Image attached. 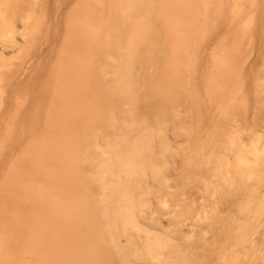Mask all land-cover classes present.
<instances>
[{"label": "rangeland", "instance_id": "obj_1", "mask_svg": "<svg viewBox=\"0 0 264 264\" xmlns=\"http://www.w3.org/2000/svg\"><path fill=\"white\" fill-rule=\"evenodd\" d=\"M74 2L0 0V264H264V0Z\"/></svg>", "mask_w": 264, "mask_h": 264}, {"label": "bare ground", "instance_id": "obj_2", "mask_svg": "<svg viewBox=\"0 0 264 264\" xmlns=\"http://www.w3.org/2000/svg\"><path fill=\"white\" fill-rule=\"evenodd\" d=\"M78 1V4L76 3ZM83 0H76V2H74V3H72V5H71V8H68V9H66V11L64 12V14H65V20H66V22H69L70 24L69 25H67V29H68V26H70V28H69V30L68 31H70V35H72V36H83L84 38H85V40H86V43H85V46H87L86 48L88 49V51H89V49L91 48H89L88 46H92V45H94V43H96V40H98V38H97V33L98 32H92L90 29H89V26L87 25L88 23L86 22V21H84V20H77V19H75L74 18V12H75V9H77L78 8V6L80 5L79 3L80 2H82ZM73 2V1H72ZM183 2H185V1H183ZM70 3V2H69ZM45 7V6H44ZM67 7H69V6H67ZM236 13V12H235ZM70 15V18H68V16ZM61 16H63V15H61ZM250 16V15H249ZM68 18V20H67V18ZM62 18V17H61ZM247 19H249L248 18V16H247ZM242 20H243V17H242ZM242 20H241V22H242ZM65 22V23H66ZM240 22V23H241ZM245 22V21H244ZM243 23V22H242ZM63 24V23H62ZM245 24H247V23H245ZM242 26V25H241ZM246 26V25H245ZM253 26V25H252ZM251 26V27H252ZM63 27V26H62ZM247 27V26H246ZM244 27H242V29H243ZM249 30H251L250 28H249ZM248 30V31H249ZM253 30V29H252ZM233 31V30H232ZM235 31H236V29H235ZM235 31H233V33H235ZM240 30H237V32H239ZM245 30L243 29V31L241 30V32L243 33ZM231 32V31H230ZM246 32V31H245ZM63 33V32H62ZM242 33H240V34H242ZM231 34H232V32H231ZM236 34V33H235ZM245 34V33H244ZM243 34V35H244ZM100 35V33L98 34V36ZM223 35V34H222ZM222 35H220V36H222ZM225 36V35H224ZM224 36H222V37H224ZM61 37H62V35H61ZM232 37V36H231ZM230 37V38H231ZM251 37V36H250ZM1 38H2V36H1ZM99 38H101L100 36H99ZM221 38V37H220ZM229 38V37H228ZM233 38V37H232ZM236 38V37H235ZM238 38H239V36H238ZM243 38V37H242ZM60 39V38H59ZM58 39V40H59ZM225 39V38H224ZM224 39H221V40H224ZM240 39H241V37H240ZM248 39V38H247ZM220 40V41H221ZM233 40V39H232ZM232 40H230L231 42H232ZM249 40V39H248ZM216 41V40H215ZM233 43V42H232ZM237 43V42H236ZM247 43V42H246ZM216 44V43H215ZM218 44H220V42L218 43ZM73 45V44H72ZM71 45V46H72ZM224 45V44H223ZM231 45V44H230ZM5 46V45H4ZM3 46V44H2V47H4ZM98 46V45H97ZM219 46V45H218ZM234 46V45H233ZM224 47V46H223ZM219 48V47H218ZM54 49H55V47H54ZM87 49H86V51H87ZM92 49V48H91ZM220 49V48H219ZM219 49H216V50H219ZM212 50V49H211ZM225 50V49H224ZM90 52H91V50H90ZM220 54H221V51H218ZM222 52H223V50H222ZM226 52V51H225ZM228 52V51H227ZM234 52V51H233ZM59 54V53H58ZM208 54V53H207ZM220 54H217V57H218V55H219V57H221V58H223V55L221 56ZM230 54H231V51H230ZM209 55V57H210V54H208ZM214 55V54H213ZM225 55H228V54H225ZM212 57V56H211ZM218 57V58H219ZM214 57H212V59H213ZM50 59H52V58H50ZM214 59H216V56H215V58ZM56 60V59H55ZM73 60V59H72ZM223 59H221V61H222ZM235 60V59H234ZM210 61H212L211 59H210ZM216 61V60H215ZM220 61V62H221ZM58 62H60V61H58ZM58 62H56V67L55 68H53V71H55V72H58V74L56 75H53L52 76V80H53V83H52V85H53V87H54V91H55V95H56V100H55V102H54V110H55V113H57L58 115H59V117L57 118V114H56V119H57V125L56 126H58V127H56L58 130H61V129H67L68 131H69V133L71 134V132L70 131H72L75 127V125L74 126H72L73 124H72V120H74L73 119V117H71V115H70V113L72 112V110H71V108H70V110H71V112L69 113V108H68V106L70 105V107L73 105H75L74 103H72V102H70V103H68L69 102V99L68 98H70L69 96V94H71L70 92H72V94H74L73 93V90H77V88L79 87H76V89H75V87H74V85H73V82H75V81H73L74 80V78H75V73L74 74H72V75H74V78H73V80H72V76H70V74H69V84H67L66 86H69V88L67 87V90L62 94V92L63 91H60L61 90V88L63 87V85H62V83L60 82L61 81V78H59V74H60V71H61V66L58 64ZM212 62H214V60L212 61ZM216 63V62H215ZM219 63V61L217 62V65H219L218 64ZM222 63V62H221ZM229 63V62H228ZM73 64V63H72ZM72 64H71V66H72ZM208 64V63H207ZM213 64V63H212ZM226 64V63H225ZM220 65H222V64H220ZM223 65H224V63H223ZM229 65V64H228ZM51 66H52V64H51ZM53 66H55V63H54V65ZM58 66H60V67H58ZM210 65H208V67H209ZM50 67V66H49ZM48 67V68H49ZM211 67V66H210ZM213 67V66H212ZM216 67V66H215ZM75 69H76V67H74ZM138 69V68H137ZM208 69V68H207ZM217 69V68H216ZM219 69V68H218ZM71 70H72V68H71ZM211 70H214L213 68L211 69ZM223 70V69H222ZM74 71V70H73ZM76 71V70H75ZM74 71V72H75ZM220 71V70H219ZM45 73H46V71H45ZM44 73V74H45ZM214 73H216V72H214ZM218 73V72H217ZM3 76V75H2ZM48 76H50V75H48ZM71 78V79H70ZM49 79V78H48ZM70 80H72V84L70 83L71 81ZM84 79H82L81 81H83ZM86 82V81H85ZM80 83H82V82H80ZM71 84V85H70ZM50 85V84H49ZM72 85H73V87H72ZM51 86V85H50ZM75 86H76V84H75ZM228 86V85H227ZM70 87H72V88H74L73 90H70ZM154 87V86H153ZM155 88V87H154ZM52 89V88H51ZM232 89V88H231ZM234 89V88H233ZM240 89V88H239ZM238 89V90H239ZM50 90V89H49ZM230 90V89H229ZM235 90V89H234ZM226 91H228V90H226ZM38 92V91H37ZM48 92V91H47ZM52 92V91H51ZM51 92H50V95H52L51 94ZM24 93V92H23ZM228 93V92H227ZM47 94V93H46ZM222 94V93H221ZM220 94V95H221ZM224 94V93H223ZM234 94V93H233ZM26 95V94H25ZM38 95V94H37ZM85 95V94H84ZM63 96H64V98H63ZM222 96V95H221ZM228 96H230L229 95V93H228ZM39 97V96H38ZM51 97V96H50ZM85 97H86V95H85ZM84 97V100L86 99ZM220 97V96H219ZM225 97V96H224ZM26 98V97H25ZM74 98V97H73ZM81 98H83V97H81ZM227 98V97H226ZM229 98V97H228ZM46 99H48V98H46ZM75 99V98H74ZM52 100V99H51ZM50 100V102H49V104H51V101ZM71 100V99H70ZM81 100V99H80ZM37 101V100H36ZM48 101H49V99H48ZM68 101V102H67ZM71 101H73V100H71ZM75 101H76V99H75ZM238 101V100H237ZM78 102V101H77ZM82 102H84V101H82ZM81 102V103H82ZM67 103H68V106H67ZM72 103V104H71ZM221 103V102H220ZM220 103L218 104V106H216V110H217V107H219V105H220ZM224 104V103H223ZM222 104V105H223ZM34 105H35V102H34ZM47 105V104H46ZM223 106H225V105H223ZM35 107V106H34ZM48 107H50V105L48 106ZM47 106H46V111H47V108H48ZM74 109V108H73ZM42 110V109H41ZM76 111V110H75ZM222 111H223V109H222ZM222 111H220L221 113H222ZM34 112V111H33ZM217 112V111H216ZM219 112V113H220ZM45 113H47V112H45ZM43 114L44 116H46V114ZM73 113V112H72ZM71 113V114H72ZM215 113V112H214ZM35 115V114H34ZM72 115H74V114H72ZM220 115V114H219ZM30 117V116H29ZM28 117V118H29ZM42 118V117H41ZM30 119V118H29ZM37 119V118H36ZM43 119V118H42ZM59 119H61V122H62V120H63V122L62 123H60V121H59ZM216 119V118H215ZM28 120V119H27ZM33 121H35V120H33ZM30 122V121H29ZM32 122V121H31ZM42 122V121H41ZM13 123V122H12ZM28 124V123H27ZM30 125V124H29ZM31 125H32V123H31ZM30 125V126H31ZM34 125V124H33ZM32 125V126H33ZM73 127V129H71ZM24 128V127H23ZM26 128V127H25ZM76 129V128H75ZM74 129V130H75ZM31 130L32 129H30V132H31ZM58 130H57V134H58ZM27 131V130H26ZM29 131V130H28ZM72 132H74L75 133V131H72ZM73 135V134H72ZM56 139H59V137L57 138L56 136H55V139L53 140H51V139H48V137H46V136H44L43 137V139L41 138L40 139V141L37 143V145H34V148L33 149H31V150H28V148H26L27 147V144L28 143H24L23 145H22V148H21V155L24 157V155L26 156V158H25V161H26V159H27V157L28 156H30V155H28V154H32L30 157H31V159H32V162L34 163V164H36V165H39L40 166V168H38V171H37V173H36V175L37 176H39V179L38 180H40V181H42L43 183H46V181L48 182L47 184H49V186L52 188V183H53V180L55 179V176L57 175H60V174H58L59 172H61L62 173V171L60 170H58V173L56 174L55 172H53L54 170H56V168L55 169H53V167H54V162H56V161H58L57 159L55 160V157L57 156L56 154H57V149H59L58 148V146H59V144H60V142H59V144H56ZM53 144V147H51V143ZM57 142V143H58ZM56 144V145H55ZM66 144H68L67 143V141H66ZM20 148V147H19ZM30 148V147H29ZM16 149V148H15ZM261 151V150H260ZM59 153V152H58ZM16 158V157H15ZM14 158V159H15ZM57 158H58V156H57ZM61 158V157H60ZM52 159H54L55 161L54 162H52L53 160ZM243 159V158H242ZM28 160H29V158H28ZM57 163V162H56ZM46 164H48L49 166L47 167H45V168H43L42 169V166H45ZM39 166H37V167H39ZM53 166V167H52ZM55 167H58V165L56 166V164H55ZM61 167H62V165H61ZM59 168V167H58ZM53 169V170H52ZM62 169V168H61ZM64 173H62L61 174V176L63 175ZM56 176V177H57ZM59 178V176L56 178V179H58ZM37 192H41L40 191V189H35ZM248 240H250V238H248ZM247 242V241H246ZM251 243V242H250ZM253 243H255V242H253ZM248 244V243H247ZM247 246V245H246ZM242 247V246H241ZM246 248V247H245ZM226 250V249H225ZM245 250V249H244ZM251 251V250H250ZM250 251L248 252L249 254H250ZM227 252H229V251H227L226 250V253ZM226 253H222V256H223V254L225 255ZM247 253V251H244L243 252V255H245V254ZM231 254V253H230ZM229 255V254H228ZM235 255V254H234ZM233 255V256H234ZM241 255V254H240ZM156 256V255H155ZM221 256V257H222ZM225 256H227V255H225ZM224 257V256H223ZM231 257H232V255H231ZM238 257V256H237ZM242 257H244V256H242ZM248 258V257H247ZM225 258H223V260H224ZM229 259V258H228ZM232 259V258H231ZM236 259V258H235ZM222 260V259H221ZM226 260V259H225ZM244 260H246L245 258H244ZM250 260V259H249ZM229 261V260H228ZM227 261V262H228ZM238 261H239V259H238ZM237 261V262H238ZM251 261H253V259H251ZM233 262H234V258H233ZM233 262H229V263H233ZM244 262V261H243ZM239 263H240V261H239ZM234 264H236V263H234Z\"/></svg>", "mask_w": 264, "mask_h": 264}]
</instances>
